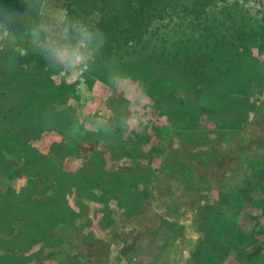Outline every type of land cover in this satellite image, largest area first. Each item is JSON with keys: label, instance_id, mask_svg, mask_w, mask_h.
Masks as SVG:
<instances>
[{"label": "rangeland", "instance_id": "obj_1", "mask_svg": "<svg viewBox=\"0 0 264 264\" xmlns=\"http://www.w3.org/2000/svg\"><path fill=\"white\" fill-rule=\"evenodd\" d=\"M65 10L46 0L38 30ZM89 52L0 75V264H264V42L209 65L228 95L183 62Z\"/></svg>", "mask_w": 264, "mask_h": 264}, {"label": "trees", "instance_id": "obj_2", "mask_svg": "<svg viewBox=\"0 0 264 264\" xmlns=\"http://www.w3.org/2000/svg\"><path fill=\"white\" fill-rule=\"evenodd\" d=\"M45 1L0 0V75L61 70L59 62L44 58L40 47L49 35L38 30ZM57 1L66 9L62 33L67 29L74 42L81 28H87L94 35L89 50L98 59L110 60L134 50L144 51L156 61L176 60L183 62L194 79H201L199 83L225 87L224 95L232 93V89L240 91L241 84L233 78L225 80L221 68V77L216 79L211 70L214 66L209 65L226 54L239 60L246 50L255 57V49L264 42V24L257 15L264 8V0ZM97 25L108 37L99 48L95 46L100 39ZM6 30L11 35H5ZM197 52H204L200 65L199 59H190ZM182 55L184 60L179 59ZM211 92L204 98H209Z\"/></svg>", "mask_w": 264, "mask_h": 264}, {"label": "clouds", "instance_id": "obj_3", "mask_svg": "<svg viewBox=\"0 0 264 264\" xmlns=\"http://www.w3.org/2000/svg\"><path fill=\"white\" fill-rule=\"evenodd\" d=\"M4 9L6 12L8 11L7 8ZM67 33L68 30L65 29L63 33L58 35L49 34L40 47L46 60L59 62L70 69H74L86 64L90 55L89 48L94 43V35L87 28L82 27L78 37L73 42ZM96 34L99 35L100 39L95 42V46L99 48L103 46L105 41H108V37L98 25ZM5 35H11V33L6 30Z\"/></svg>", "mask_w": 264, "mask_h": 264}]
</instances>
